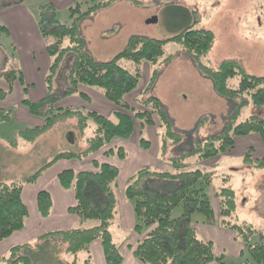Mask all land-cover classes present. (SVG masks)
<instances>
[{
	"label": "trees",
	"instance_id": "16d2710c",
	"mask_svg": "<svg viewBox=\"0 0 264 264\" xmlns=\"http://www.w3.org/2000/svg\"><path fill=\"white\" fill-rule=\"evenodd\" d=\"M88 1L92 5L85 12H82L80 4L70 8L73 20L71 25L63 24L57 19L53 5L46 3L38 6L37 26L52 62L45 79L46 97L38 102L23 100V105L32 116L43 117L42 123L20 130L19 136L25 142L33 143L56 123L71 117L78 119L81 132L90 126V122H94V136L88 140V148L82 153H59L31 177L12 183L0 182V243L25 227L29 211L23 201L24 187L35 184L42 174L56 163L65 160H86L110 147L117 140H130L137 127L142 130L158 124L164 130L161 147L163 154L167 153L171 144L178 145L181 142V136L174 131L172 122L158 99H137L136 103L143 108L142 111H136L127 99L128 95L139 90L145 64H148L152 71L141 95L146 97L152 92L159 76V68L174 58L173 54L167 53V46L178 44L197 63L202 74L212 80L218 95L230 101L237 100L239 103L233 109L221 134L209 137L204 144L198 142L196 149L170 160L174 171H156L145 167L128 179L124 197L133 207L134 233L138 236L133 248L134 257L140 264H226L225 255L216 254L213 243L199 237L192 218L195 214H200L203 224L220 225L235 233L237 240L244 244L245 251L249 254L243 264H264V242L254 243L253 238L257 230L247 222H240L236 215L235 190L232 187H224L217 193L218 218L207 193L213 184L212 174L199 169L188 170L186 166V160L193 156L210 160L232 151L239 138L250 135L259 136L264 145L263 120L250 117L244 122H237L245 106L264 107V76L255 77L248 74L236 61H225L217 68L205 65L203 60L212 49L214 34L212 31L197 29L196 14L178 4L170 5L165 10V26L175 35L172 39L159 41L134 36L129 39L125 50L114 59L106 63L97 62L87 50V42L80 31L81 23L120 0ZM70 54L74 56L69 69L71 87L65 95L77 94L80 85L99 88L106 100L115 106V120L96 111L84 113L74 109L57 112L53 110L56 100L54 81L62 62ZM235 77L239 78V82L236 87H232L230 80ZM0 79L7 86V90L0 93L2 100L12 94L16 84L25 85L24 74L18 69L1 71ZM12 119V110L0 108V123H11ZM10 144L18 147L16 143ZM139 145L144 150L151 148L150 142L144 138L139 140ZM125 152L123 147H118L105 154L116 156L123 161L127 155ZM243 161L255 170L264 172V155L257 157L248 151ZM93 165L92 171L65 170L58 177L60 186L74 194L75 204L69 209V213L79 219L80 226L48 233L37 241L54 239L65 244L66 253L73 258L71 264H96L91 255V246L99 242L106 264H123V255L111 232L119 214L116 190L120 170L109 162H94ZM161 184H170L172 189L161 191ZM37 207L41 217L50 216L53 200L49 192L38 193ZM180 207L183 213L178 218H172L173 212ZM91 222L95 225L87 227ZM30 247L31 244H25L12 248L10 259L4 263L0 258V264H35L29 254ZM22 252L27 255H20ZM84 252L88 256L79 263L80 255Z\"/></svg>",
	"mask_w": 264,
	"mask_h": 264
},
{
	"label": "rangeland",
	"instance_id": "374dc122",
	"mask_svg": "<svg viewBox=\"0 0 264 264\" xmlns=\"http://www.w3.org/2000/svg\"><path fill=\"white\" fill-rule=\"evenodd\" d=\"M15 1L18 0H0V9L4 10L8 7L6 5ZM97 1L107 2L108 0ZM44 2H50V0H29V12L36 20L35 22L38 19V6ZM67 2L68 0H56L57 19L66 25H71L73 22L70 16L71 7L80 4L82 12H85L92 5L88 0H76L71 5H67ZM176 4L187 7L196 14L197 29L212 31L214 34L212 49L203 60L205 65L217 68L225 61H236L248 74L255 77L264 76V0H120L82 21L80 31L87 42L89 54L97 62L106 63L123 52L129 39L134 36L159 41L172 39L175 35L165 26V10L168 6ZM155 17L158 19L156 23H148ZM107 24L111 25V28L108 33H105L106 27L104 26ZM5 25L4 22L0 23V28ZM8 37L3 32L2 39H0V46L7 51L3 60L0 55V72L11 70V64L15 63L20 66L19 70L26 71L27 79L32 78L36 81L39 89L44 81V75L41 74V81L40 70L37 69V65L42 64L43 61L41 51L38 49L35 51V59L31 55H23L20 59ZM167 53L173 54L174 58L159 68V76L152 92L146 97L141 95L152 71V68L145 64L139 90L128 95L127 99L136 111L143 110L137 105V99L144 100L148 97L158 99L164 106L174 131L181 136V142L178 145L171 144L167 153L163 154L161 147L164 130L158 124L142 130L137 127L130 140H117L110 147L86 160H65L57 164V168L54 169V171L66 170L69 167L77 172L85 169L92 171L94 162H109L119 168L120 177L116 190L119 214L111 232L115 243L125 256V264H129L125 255V243L133 234L124 229L126 227L121 221L123 211L131 205L124 197V188L128 179L145 167L156 171H174L170 160L196 149L198 142L204 144L209 137L221 134L230 120L233 109L239 103L237 100L230 101L218 95L212 80L202 74L197 63L182 46L170 44L167 46ZM73 59L74 56L71 54L64 59L55 78L56 100L53 110L57 112L74 109L84 113L100 110L110 119L115 120L114 114L110 113L109 109H100L98 101L102 91L99 88L80 85L77 94L65 95L71 87L69 69ZM125 65L130 66V64ZM238 82L239 78L235 77L230 80V85L236 87ZM24 86L27 88L26 82ZM46 95L47 92L41 94L36 92L33 95L35 97L28 95V99L33 98L37 102L44 99ZM11 110L12 122L0 123V182L12 183L31 177L59 153H82L88 148V140L94 136L96 127L94 122H90V126L81 132L78 128V119L71 117L56 123L33 143H27L20 138L19 131L36 126L43 117L39 116V119L27 122L19 120L18 115L21 110L18 105ZM250 117H257L264 121V107L245 106L237 122H244ZM141 138L150 142L149 150L140 147ZM10 142L16 143L18 149L6 148L5 145ZM118 147H123L126 151L125 160L120 161L116 156H106L107 151ZM248 151L252 152L253 156L264 155V145L259 136L250 135L239 138L232 151L210 160H202L198 156H193L186 160V166L188 170L199 169L212 174L213 184L207 193L218 218L217 193L224 187H232L236 192V215L239 221L247 222L257 230L253 238L254 243L264 242V172L257 171L244 163L243 158ZM171 189L170 184L160 186V190L164 192ZM182 213L183 210L180 207L173 212L172 218H178ZM192 219L194 222H200L203 217L195 214ZM93 225L95 223L91 222V226ZM79 226L78 224L74 228ZM30 244L29 254L35 264H66V260L72 261L73 259L67 253H62L63 247H67L60 241L49 239L40 242L36 240ZM10 255L11 252L6 251L1 253L0 258L7 263ZM20 255L27 254L22 252ZM87 256V253H81L79 263ZM248 258L249 254L245 251V254L239 258H226L225 263L243 264Z\"/></svg>",
	"mask_w": 264,
	"mask_h": 264
},
{
	"label": "crops",
	"instance_id": "0c3cea01",
	"mask_svg": "<svg viewBox=\"0 0 264 264\" xmlns=\"http://www.w3.org/2000/svg\"><path fill=\"white\" fill-rule=\"evenodd\" d=\"M76 0H68L67 5H71V3ZM49 3L56 7V0H50V2H44L42 4ZM4 10L0 9V23H5L4 27L0 28V39H2L3 32H5L12 42V46L17 53V56L21 59L23 55H31L35 57V51L38 49L41 51L43 55L42 64L37 65L38 70H40V80L41 74L44 75V81L40 85L39 89L37 88V84L35 80L32 78L27 79L26 71L24 72L25 82L27 83V88L23 85L16 84L14 86L13 92L6 99H0V108L5 110H11L16 105L20 107L21 112L18 115L19 120L33 122L37 117H34L30 114V112L23 105V100L28 99V95L33 96L34 93L39 92L44 93L46 91V75L51 65V58L49 57L45 42L42 39L37 22L34 17L29 12V0H18L6 5ZM11 25V26H10ZM105 33H108L111 28V25L107 24ZM7 54V51L0 46V55L1 59H4V55ZM7 59V56H6ZM37 64V61H36ZM12 69H18L20 66H17L15 63L11 64ZM35 67V65H34ZM7 69V68H5ZM27 79V80H26ZM7 90V86L5 82L0 79V93ZM29 100V99H28ZM31 102H36L30 100ZM38 102V101H37ZM98 104L101 107L100 109H109L110 113L113 114L115 111V107L111 104L106 98L100 93ZM104 116L106 114L100 110H93ZM108 117V116H107ZM42 121L39 120L36 126L40 125ZM35 127V126H34ZM11 143V142H10ZM8 143L5 145L6 148H10L12 150H17L18 147H13ZM62 163V161L56 163L55 165L48 168L42 176L37 180L35 184L27 185L23 191V201L28 208L29 216L26 220L25 227L22 231L16 232L9 239L0 243V257L1 253H5L6 251H10L12 248L16 246H21L25 244H30L33 241L39 240L42 236L61 230H67L70 228H74L79 224V219L69 213V209L74 206L75 199L74 194L70 190H64L58 181L59 175L65 170L54 171L57 168V164ZM65 163V162H63ZM57 165V166H56ZM56 166V167H55ZM85 169V168H84ZM66 170H74V168L67 167ZM76 171V170H75ZM81 171H89L87 169ZM40 184V185H39ZM41 191H47L52 196L53 200V208L51 214L47 218H43L40 216L37 204L36 197L37 194ZM30 199V203H29ZM34 201V202H33ZM127 209L123 211V215H121V221L124 223V228L128 232H132V236L128 242L125 243V255L129 260V264H140L134 257L133 248L135 247L138 236L134 233L135 227V216L133 212L132 205L126 207ZM216 212V211H215ZM119 213V212H118ZM217 215V212H216ZM218 216V215H217ZM123 225V224H122ZM195 228L199 237L205 241H210L213 243L214 251L216 254L225 255L226 258L233 257L239 258L242 254H245V246L242 242H239L236 238L234 232L222 228L220 225L216 226H207L203 224L202 221L194 222ZM88 227H91V223H88ZM121 250V249H120ZM92 257L96 264H106V260L103 254L102 246L99 242H95L91 246ZM62 253H66V248L63 247ZM123 255V252L121 250ZM125 264V256L123 255ZM73 260V259H72ZM72 261L66 260V264H71ZM217 264V263H211Z\"/></svg>",
	"mask_w": 264,
	"mask_h": 264
},
{
	"label": "water",
	"instance_id": "95a60500",
	"mask_svg": "<svg viewBox=\"0 0 264 264\" xmlns=\"http://www.w3.org/2000/svg\"><path fill=\"white\" fill-rule=\"evenodd\" d=\"M158 21V19L155 17L153 19H151L150 21H148V23L152 24V23H156Z\"/></svg>",
	"mask_w": 264,
	"mask_h": 264
}]
</instances>
